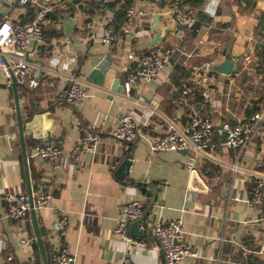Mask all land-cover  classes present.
Here are the masks:
<instances>
[{
	"label": "crops",
	"instance_id": "1",
	"mask_svg": "<svg viewBox=\"0 0 264 264\" xmlns=\"http://www.w3.org/2000/svg\"><path fill=\"white\" fill-rule=\"evenodd\" d=\"M43 1L52 13L47 12L44 19L47 43L32 45L29 57L36 64L34 75L40 80L39 86L31 89L19 84L15 88L12 76L0 72V264L9 255L17 264H45L35 224L48 264L54 251L63 246L74 253V264H129L124 258L130 264H165L159 242L149 228L142 237L131 234L143 245H128L114 234L120 205L134 199L146 200L144 214L149 212V225L158 218L183 219L186 240L200 256L178 264H264L263 211L235 199L250 187L240 184V175L229 166L235 160L233 149L212 153L215 160L209 161L221 166V171L208 176L200 169L205 158L191 167L188 153L152 152L141 140H119L112 134L118 117L126 111H132L150 134L162 135L172 125L185 129L182 103L188 102L189 94L194 100L190 107L210 115L217 130L254 112L255 103L263 110L264 0H204L196 7L186 4L197 15L199 28L192 34V29L182 27V36L176 35L177 24L168 10L170 1L120 0L107 9L103 0H73L67 7L60 5L62 0ZM133 4L143 8L146 15L127 35L121 28ZM32 7L37 8L30 5L22 14L15 0H10L2 10L13 18H31L36 15H30ZM111 15L117 40L107 45L102 36ZM156 15H160L157 20ZM72 17L78 21L74 26L76 42L62 27ZM57 30H62L61 37L52 36ZM153 45L175 48L171 64L156 81L139 82L129 96H123L114 87L135 67L129 54L141 55ZM232 54L250 55L256 65L241 76L219 72L218 66ZM71 57L76 61L69 63ZM207 60L214 61L217 81L208 87L209 99L201 95L208 105L200 111L194 104V91L195 86H201L198 67ZM178 64L189 71L186 80L175 85L172 78ZM96 66L105 69L103 85L88 79ZM70 76L78 77L87 90L78 106L59 96L60 89L70 84ZM82 125L100 136L95 155L82 144ZM48 142L62 146L60 159L34 155L37 144ZM127 155L132 165L120 179L116 169ZM263 162L264 131L254 138L239 164L245 171L259 174L264 172ZM42 191H51L53 199L30 211L28 222L6 217L8 196L24 193L30 197L31 192L35 201ZM26 233L36 237L30 245L21 241Z\"/></svg>",
	"mask_w": 264,
	"mask_h": 264
},
{
	"label": "built area",
	"instance_id": "2",
	"mask_svg": "<svg viewBox=\"0 0 264 264\" xmlns=\"http://www.w3.org/2000/svg\"><path fill=\"white\" fill-rule=\"evenodd\" d=\"M10 0H0V72L5 71L8 76L15 75L19 84L34 89L39 86L40 80L34 75L36 64L30 61L32 45H44L47 38L44 32V19L51 9L43 0H15L25 14L28 6L37 7L39 10L31 18H13L3 12L2 6ZM111 0H103L104 8L109 7ZM169 2V13L177 24L176 35L182 36V27L186 30L192 29L198 22V17L194 12L182 5V0H159ZM73 0H62L63 7H67ZM146 11L133 4L126 12V19L122 25L121 32L127 35L132 33L135 24L142 22ZM114 17L107 18L104 25L102 41L107 45H112L117 40L115 28L113 27ZM88 28L92 25L88 24ZM264 54V47L262 48ZM175 55V48L172 46L153 45L150 49L138 56L129 54V59L135 62L134 69L130 70L122 80L124 88L123 96H129L132 89L139 83H152L157 80L162 70L168 67ZM232 64L238 65L237 71H232L227 76H241L252 69L251 65L256 63L250 55L232 54L228 56ZM59 59H57L58 62ZM76 61L75 57L69 59V63ZM66 63L65 66H69ZM198 84L205 87L203 95L210 98L208 87L215 84L214 61L207 60L198 67ZM71 82L59 91V96L65 102L78 106L83 103L87 95L84 83L76 76H70ZM144 124L140 123L132 111L122 113L113 129V136L124 141L141 140L148 145L152 152L158 151H187L197 165L202 158L215 160L212 153L216 150L235 151V160L230 168L240 177L239 182L248 186L245 195L235 197L236 200H243L250 206L259 207L263 211L264 218V172L256 174L245 171L239 164L242 155L249 146L254 144V138L264 131V109L257 110L248 116L235 121L223 124L222 130H217L208 114L194 111L185 129L181 130L172 125L168 132L162 135H154L146 132ZM82 144L87 151L96 154L100 143V136L86 125L81 126ZM225 132V137L220 139L218 134ZM34 155L42 159L58 160L63 155L62 146L54 143H39L34 148ZM264 165V162H263ZM53 199L51 191L38 193L34 206H31L28 195L21 193L16 196L7 197L6 217L20 220L23 224L29 221V213L32 209L40 208L50 203ZM146 200L134 199L120 205V217L114 228V234L128 245H143V242L135 239L129 233L130 224L144 215ZM150 232L155 236L161 247L165 264H178L189 257H199V253L194 250L186 240V230L182 218L162 220L156 219L148 225ZM36 237L23 234L21 241L27 245L32 244ZM264 247V244H263ZM75 255L68 247H58L53 255L51 264H74ZM124 262L129 263L128 258ZM2 264H17L12 255H9Z\"/></svg>",
	"mask_w": 264,
	"mask_h": 264
},
{
	"label": "water",
	"instance_id": "3",
	"mask_svg": "<svg viewBox=\"0 0 264 264\" xmlns=\"http://www.w3.org/2000/svg\"><path fill=\"white\" fill-rule=\"evenodd\" d=\"M48 1V0H46ZM52 14L51 12H48V15ZM158 16L160 15H156L155 16V20L158 19ZM77 19L72 17L70 20H67V21H64V23L62 24V27L65 29L66 33L70 36V38L73 40V41H78L75 34H74V26L77 24ZM170 31V30H168ZM96 65V64H95ZM217 70L223 74H229L231 73L232 71H237L238 70V65L236 64H232L229 59H226L220 66H218ZM105 69L103 70L102 67H95L89 74L88 76V79L90 80H96V83L100 84V85H103L104 84V76H105ZM98 77V79H96ZM122 80H123V77H121V81L119 80L117 83V87H114L116 88L120 93H123L124 92V88H123V85H122ZM115 84H116V81H115ZM12 85L16 88L18 85H19V82L16 78L15 75H12ZM115 86V85H114ZM33 106V105H32ZM16 107H17V113H18V117H19V125H20V134H21V138H22V141H23V130H22V118H21V110H20V102L16 96ZM34 107V106H33ZM222 128V127H221ZM226 135H225V132L222 131L221 133V137L224 138ZM184 153H187V151H183ZM24 158H25V163H27V154H26V151L24 149ZM191 167H193L194 165V159L190 157L189 159V163H188ZM132 165V160H131V156L130 155H127L126 158L119 164L118 168L116 169V176L120 179H123L127 173V171L129 170V168L131 167ZM196 172V171H195ZM144 191H146V189L144 188L143 189ZM30 203H31V206L33 207L34 206V201H33V197L31 195V192H30ZM34 212V209H32V213ZM149 215V212H146L141 218L133 221L131 224H130V227H129V232L130 234H132L133 236L135 237H142L145 235L146 233V230L148 229V221H147V217ZM33 219H34V223L35 222V216L33 214ZM35 227H36V234H37V240L39 242V245L42 249V253H43V257H44V260H45V264H48V261H47V258H46V254L44 252V247H43V240H42V237H41V234L35 224Z\"/></svg>",
	"mask_w": 264,
	"mask_h": 264
},
{
	"label": "trees",
	"instance_id": "4",
	"mask_svg": "<svg viewBox=\"0 0 264 264\" xmlns=\"http://www.w3.org/2000/svg\"><path fill=\"white\" fill-rule=\"evenodd\" d=\"M118 1H120V0H115V1H113V2H111L109 5L110 6H113V5H116L117 3H118ZM125 2H128V0H125ZM204 2V0H182V5L183 6H186V4H188V5H191L192 7H196V6H198L199 4H201V3H203ZM40 9V8H39ZM38 8H31L30 9V11H29V13H30V15H34L35 13H37L38 12V10H39ZM71 9L72 10H74V7H71ZM64 14V13H63ZM125 14V13H124ZM58 18H59V16L57 15V17H56V19H54L55 20V22H58ZM53 25V24H52ZM51 28V27H50ZM198 28H199V25H195L193 28H192V30H191V32H192V34H195L196 32H197V30H198ZM47 30V29H46ZM54 31H56V30H54ZM53 32V31H52ZM52 34V33H51ZM48 35V30H47V33H46V36ZM63 35V32H62V30L61 31H59L58 32V30H57V32H55L54 34H52V36H56V37H61ZM174 69H175V75L173 76V78H172V82H173V84H175V85H177V84H180V82H182V81H185L186 80V78H187V76H188V71H189V68L188 67H186V66H183V65H181V64H178V65H176L175 67H174ZM245 74V73H244ZM260 88H261V90H262V95H261V99L263 100V105H264V86L263 85H260ZM259 91H260V89H259ZM203 92H204V88H203V86H195V91H194V93H195V95L197 96V98H196V101H195V106H197L198 107V110H203V109H201V107L202 106H204V107H206L207 105H208V103L207 102H205L204 100H203V97L201 98V95L203 94ZM193 97H192V95L191 94H189L188 95V102H183L182 103V106L185 108V114H184V116H183V119H184V121L186 122L187 121V124H188V122L190 121V119H191V116L194 114V110L192 109V107H190V103L192 104L193 103ZM193 104V105H194ZM199 104V105H198ZM254 108L255 109H253L252 111H255L256 109H258V110H261L260 108H261V106L257 103H255L254 105ZM193 110V111H192ZM252 111H250V113L252 112ZM202 113H203V111H201ZM218 138H219V136H218ZM200 169L205 173V174H207L208 176H212V175H214L215 173L216 174H218L220 171H221V166H219V165H216L215 163H212V162H210L209 160H203V162H202V165L200 166ZM147 206V205H146Z\"/></svg>",
	"mask_w": 264,
	"mask_h": 264
},
{
	"label": "rangeland",
	"instance_id": "5",
	"mask_svg": "<svg viewBox=\"0 0 264 264\" xmlns=\"http://www.w3.org/2000/svg\"><path fill=\"white\" fill-rule=\"evenodd\" d=\"M16 10H18V8L16 9ZM20 10V9H19ZM19 12V11H18ZM14 17V16H13Z\"/></svg>",
	"mask_w": 264,
	"mask_h": 264
},
{
	"label": "clouds",
	"instance_id": "6",
	"mask_svg": "<svg viewBox=\"0 0 264 264\" xmlns=\"http://www.w3.org/2000/svg\"><path fill=\"white\" fill-rule=\"evenodd\" d=\"M209 11H211V9H208Z\"/></svg>",
	"mask_w": 264,
	"mask_h": 264
}]
</instances>
